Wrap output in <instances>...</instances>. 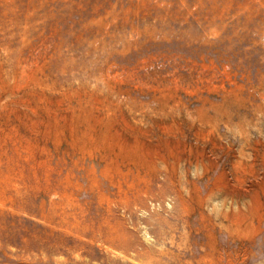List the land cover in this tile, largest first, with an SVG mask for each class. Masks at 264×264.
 Segmentation results:
<instances>
[{
  "label": "rangeland",
  "instance_id": "rangeland-1",
  "mask_svg": "<svg viewBox=\"0 0 264 264\" xmlns=\"http://www.w3.org/2000/svg\"><path fill=\"white\" fill-rule=\"evenodd\" d=\"M0 264H264V0H0Z\"/></svg>",
  "mask_w": 264,
  "mask_h": 264
}]
</instances>
